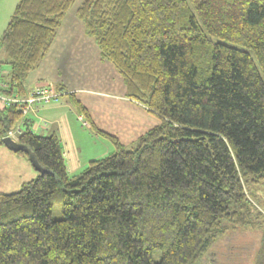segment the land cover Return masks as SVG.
<instances>
[{
	"label": "trees",
	"instance_id": "obj_1",
	"mask_svg": "<svg viewBox=\"0 0 264 264\" xmlns=\"http://www.w3.org/2000/svg\"><path fill=\"white\" fill-rule=\"evenodd\" d=\"M76 1L17 0L0 34L1 95L41 88L27 78ZM76 17L125 96L159 123L123 145L68 93L113 146L70 174L59 136L22 129L25 104L0 102V145L13 132L44 169L0 193V264H212L211 247L237 229L260 232L264 264V0H82Z\"/></svg>",
	"mask_w": 264,
	"mask_h": 264
},
{
	"label": "crops",
	"instance_id": "obj_2",
	"mask_svg": "<svg viewBox=\"0 0 264 264\" xmlns=\"http://www.w3.org/2000/svg\"><path fill=\"white\" fill-rule=\"evenodd\" d=\"M81 1L77 0L66 14L48 52L39 66L29 74L27 83L29 88L46 87L50 93L58 94L57 99L60 100H67L68 93L74 94L75 99L86 109L95 128L115 136L123 145H128L149 129L148 122L152 119L151 116H155L125 96V88L118 73L110 63L100 59L97 46L84 34L82 24L76 17V9ZM59 85L64 87L63 91H58ZM58 101L31 103L25 116L26 125L22 124L21 128L28 127L31 131L40 133L54 126L52 131L56 133H71L65 134L68 141L65 142L66 148L74 140L73 133H93L99 136L84 124L81 116L73 112L68 101H65L64 106L62 101ZM68 107L72 110L73 117L76 116L75 119L85 128L61 119L62 110ZM155 124L156 120L152 122V125ZM75 144H71L74 146V158L68 164L66 157L70 156V151L65 152L63 149L66 168L70 174L89 160L102 155L95 152L79 161V149H74ZM105 151H110V148Z\"/></svg>",
	"mask_w": 264,
	"mask_h": 264
},
{
	"label": "rangeland",
	"instance_id": "obj_3",
	"mask_svg": "<svg viewBox=\"0 0 264 264\" xmlns=\"http://www.w3.org/2000/svg\"><path fill=\"white\" fill-rule=\"evenodd\" d=\"M16 3L17 0H0V34L5 29ZM5 62L6 55L4 52H2V48L0 47L1 74H5V72L8 71V66ZM57 100H59L58 102L62 101L63 106L65 101H67L66 99L62 98L61 100ZM50 101L53 103V99ZM0 107H2V103H0ZM73 112L75 113L74 110ZM73 112L69 107L62 110L61 119L70 123H76L79 128H85L80 123V121L78 122L75 119L76 116L73 117ZM155 117L151 116L152 119L148 122L149 129L154 126L152 125V122H155V120L156 124L157 122L159 123L158 118ZM54 129L55 127L53 126L50 128V130L48 129L46 131H40L39 134L46 136L51 134V132H54L52 131ZM56 134L59 136L65 152L70 151V156L68 158L66 157L67 164L68 161L73 157L72 154L74 146L71 144L76 143L74 149H79V157L78 159L76 158L79 161L83 160L87 155L95 154V152H100V154L102 153L101 157H104L113 150V146L110 144V142H108V140L102 138L101 136H96L93 133H73L75 137L72 143H69V148H66L65 145V142H68L65 134L71 133L57 132ZM61 138H63L64 141H62ZM107 148H110V151H105ZM71 162H74V160ZM85 166L86 164L77 171L82 170ZM77 171L73 172L76 173ZM37 174L38 173H36L34 168L27 160L0 145V193L7 194L18 191L23 182L35 178ZM61 206V201L59 199L53 200L51 212L52 220H59L63 218ZM257 207L259 211L264 214L263 187H260L259 189ZM259 235V231L252 229H237L235 231H227L214 243L206 257L211 261L212 264H255L254 258L258 250ZM155 256V259L158 260L160 255L156 254Z\"/></svg>",
	"mask_w": 264,
	"mask_h": 264
},
{
	"label": "built area",
	"instance_id": "obj_4",
	"mask_svg": "<svg viewBox=\"0 0 264 264\" xmlns=\"http://www.w3.org/2000/svg\"><path fill=\"white\" fill-rule=\"evenodd\" d=\"M55 97L56 95L50 93V91H48L46 87H41V88L35 89L33 91L32 97L28 99L22 100L19 98H8V97H4L3 95H0V102H3L4 104H12L15 106H22L23 104H25V107L23 106L24 108L22 109V112L25 114L29 105L33 103L34 101L43 100L44 102H49ZM8 137L14 139L13 132L9 133Z\"/></svg>",
	"mask_w": 264,
	"mask_h": 264
},
{
	"label": "water",
	"instance_id": "obj_5",
	"mask_svg": "<svg viewBox=\"0 0 264 264\" xmlns=\"http://www.w3.org/2000/svg\"><path fill=\"white\" fill-rule=\"evenodd\" d=\"M1 142H2L3 146L7 150H9V151H11L13 153H16L18 151H21V152L25 153L27 155V157H28L29 163L31 164V166L34 168V170L37 173L44 172V169L38 164V162H37V160L35 158V155L31 151L30 148H28L25 145H22V144L18 143L17 141L13 140L10 137H4V138H2Z\"/></svg>",
	"mask_w": 264,
	"mask_h": 264
},
{
	"label": "clouds",
	"instance_id": "obj_6",
	"mask_svg": "<svg viewBox=\"0 0 264 264\" xmlns=\"http://www.w3.org/2000/svg\"><path fill=\"white\" fill-rule=\"evenodd\" d=\"M1 95V94H0Z\"/></svg>",
	"mask_w": 264,
	"mask_h": 264
}]
</instances>
